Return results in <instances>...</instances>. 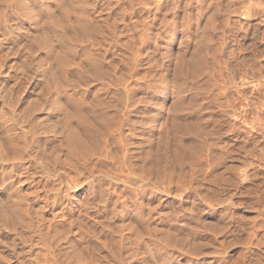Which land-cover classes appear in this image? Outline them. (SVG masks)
Segmentation results:
<instances>
[{"label":"rangeland","instance_id":"obj_1","mask_svg":"<svg viewBox=\"0 0 264 264\" xmlns=\"http://www.w3.org/2000/svg\"><path fill=\"white\" fill-rule=\"evenodd\" d=\"M0 73L83 145L84 264H264V0H0Z\"/></svg>","mask_w":264,"mask_h":264},{"label":"bare ground","instance_id":"obj_2","mask_svg":"<svg viewBox=\"0 0 264 264\" xmlns=\"http://www.w3.org/2000/svg\"><path fill=\"white\" fill-rule=\"evenodd\" d=\"M16 14H26L25 8L20 7ZM10 38L16 46V37L11 34ZM1 80L0 90L6 91ZM12 91L8 92L13 95ZM4 94L0 93V264H84L76 238L65 232L69 226L65 223L63 231L60 221L57 223L62 219L58 211L61 201L73 187L68 185L72 184L68 176L71 171L65 169L84 174L86 162L77 158L83 145L70 132L63 154L51 149L41 126V100H45L41 91H37L40 105L34 108L15 95L7 98ZM49 108L42 109L47 112L45 128L55 134L58 122L52 117L53 107L51 111Z\"/></svg>","mask_w":264,"mask_h":264}]
</instances>
